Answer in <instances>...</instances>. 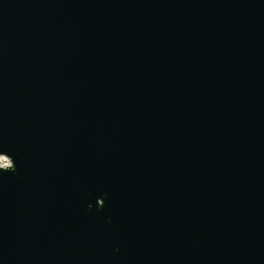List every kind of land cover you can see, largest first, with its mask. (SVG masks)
Instances as JSON below:
<instances>
[{
    "label": "water",
    "instance_id": "water-1",
    "mask_svg": "<svg viewBox=\"0 0 264 264\" xmlns=\"http://www.w3.org/2000/svg\"><path fill=\"white\" fill-rule=\"evenodd\" d=\"M0 159V264H264V0H0Z\"/></svg>",
    "mask_w": 264,
    "mask_h": 264
},
{
    "label": "rangeland",
    "instance_id": "rangeland-1",
    "mask_svg": "<svg viewBox=\"0 0 264 264\" xmlns=\"http://www.w3.org/2000/svg\"><path fill=\"white\" fill-rule=\"evenodd\" d=\"M7 159H0L1 163H3L4 161H6ZM8 161V160H7ZM1 165V164H0Z\"/></svg>",
    "mask_w": 264,
    "mask_h": 264
},
{
    "label": "bare ground",
    "instance_id": "bare-ground-1",
    "mask_svg": "<svg viewBox=\"0 0 264 264\" xmlns=\"http://www.w3.org/2000/svg\"><path fill=\"white\" fill-rule=\"evenodd\" d=\"M3 163H5V164H7V165H8V164H9V161H7V160H6V161H4Z\"/></svg>",
    "mask_w": 264,
    "mask_h": 264
},
{
    "label": "built area",
    "instance_id": "built-area-1",
    "mask_svg": "<svg viewBox=\"0 0 264 264\" xmlns=\"http://www.w3.org/2000/svg\"><path fill=\"white\" fill-rule=\"evenodd\" d=\"M1 165H7V164H5V163H0Z\"/></svg>",
    "mask_w": 264,
    "mask_h": 264
}]
</instances>
